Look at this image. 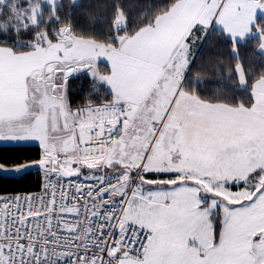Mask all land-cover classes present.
Masks as SVG:
<instances>
[{"label":"snow or ice","instance_id":"1","mask_svg":"<svg viewBox=\"0 0 264 264\" xmlns=\"http://www.w3.org/2000/svg\"><path fill=\"white\" fill-rule=\"evenodd\" d=\"M74 7H83L73 0ZM0 0V264H264V0ZM231 45L242 98L186 78L197 40ZM91 91L74 101L69 80ZM198 83V82H197Z\"/></svg>","mask_w":264,"mask_h":264},{"label":"trees","instance_id":"2","mask_svg":"<svg viewBox=\"0 0 264 264\" xmlns=\"http://www.w3.org/2000/svg\"><path fill=\"white\" fill-rule=\"evenodd\" d=\"M65 11L70 14L74 22L82 28H92L95 31H102L103 25L88 15V6L92 0H79L83 7H74L73 0H63ZM102 2V0H98ZM163 2V0H159ZM204 39V38H203ZM202 39V40H203ZM202 40H197V46ZM257 44L255 41L249 40L246 44H242L239 48L241 58L251 65L254 70L264 68V57H261L256 50ZM235 60L231 55V45L221 39L218 35H210L206 37L204 43L190 71L187 75V80L190 87L196 88L202 95L214 96H236L242 98L240 90L232 80V75L229 70L234 66ZM198 82V83H197ZM69 87L73 94L74 101L83 103L84 98L91 91V83L86 75H79L69 80ZM36 145L24 146H3L0 147V155L11 157L20 156L27 158L34 154ZM38 171L33 170L28 173L23 179H9L0 177V192L17 193V192H33L39 189Z\"/></svg>","mask_w":264,"mask_h":264},{"label":"rangeland","instance_id":"3","mask_svg":"<svg viewBox=\"0 0 264 264\" xmlns=\"http://www.w3.org/2000/svg\"><path fill=\"white\" fill-rule=\"evenodd\" d=\"M205 39L206 38H204L203 40H202V42H201V44L200 45H198L196 48L194 47V49L195 50H193V52H192V54H193V62L189 65V69H188V72L186 73V77H187V75H188V73H189V71H190V68H191V66L193 65V63H194V61H195V58L197 57V55H198V53H199V50L201 49V47H202V44L204 43V41H205ZM35 145V144H34Z\"/></svg>","mask_w":264,"mask_h":264},{"label":"crops","instance_id":"4","mask_svg":"<svg viewBox=\"0 0 264 264\" xmlns=\"http://www.w3.org/2000/svg\"><path fill=\"white\" fill-rule=\"evenodd\" d=\"M195 46L197 47V41H196V43H194L193 46H192V52H193V50H195V49H194ZM196 47H195V48H196Z\"/></svg>","mask_w":264,"mask_h":264},{"label":"built area","instance_id":"5","mask_svg":"<svg viewBox=\"0 0 264 264\" xmlns=\"http://www.w3.org/2000/svg\"><path fill=\"white\" fill-rule=\"evenodd\" d=\"M38 178L40 180V173H38ZM36 191H39V189H37ZM33 192H35V191H33Z\"/></svg>","mask_w":264,"mask_h":264}]
</instances>
